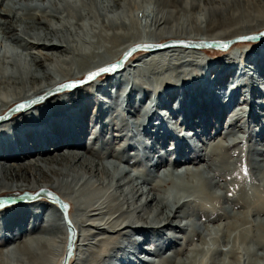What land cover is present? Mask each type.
<instances>
[{"label": "bare ground", "instance_id": "bare-ground-1", "mask_svg": "<svg viewBox=\"0 0 264 264\" xmlns=\"http://www.w3.org/2000/svg\"><path fill=\"white\" fill-rule=\"evenodd\" d=\"M39 1L0 0L1 33L24 53L11 47L0 56V199L37 197L0 208V236L7 237L0 241V264H60L72 230L70 264H127L118 256L136 262L144 257L136 258L132 245L147 242L157 252L156 258L143 259L149 264H262L264 154L261 160L255 154L263 148L244 146L245 138L234 135V128H243L242 112L248 109L230 115L222 110L221 128L208 143L192 146L187 154L184 146H173L165 161L164 154L151 155L158 148L143 136H152L149 128L162 129L169 121L162 109L174 118L182 114L179 123L184 127L198 124V116L199 127L208 124L207 115L218 117L220 101L236 80L239 87L230 102L244 97L251 107L249 116L264 129L256 112L264 108L257 99L264 96V39L239 41L226 51L148 49L169 40L220 44L264 31V0H155L151 32L139 28V14L130 15L125 0H113L112 5L97 0ZM136 7L145 14L143 7ZM106 12L117 13L114 17ZM134 46L144 49L124 67L78 84L117 64ZM208 52L223 59L214 64L204 58ZM23 56L35 68L24 64ZM252 68L258 70L256 76ZM67 83L75 86L47 96ZM37 97L42 100L13 112ZM127 115L136 117L130 122ZM227 119L229 127L223 130ZM248 131L260 136L250 126ZM178 137L187 142L185 136ZM162 162L172 169L158 174L155 168ZM183 174L195 180L181 183ZM225 202L237 208L232 216ZM59 203L68 205L65 217ZM225 216L231 220L230 230L219 236L195 221ZM173 229H182L184 235H174ZM13 232L19 234L14 237ZM143 232L149 236L132 235ZM165 241L179 247L162 253ZM222 245L231 260L218 257ZM115 251H120L116 257Z\"/></svg>", "mask_w": 264, "mask_h": 264}, {"label": "rangeland", "instance_id": "rangeland-1", "mask_svg": "<svg viewBox=\"0 0 264 264\" xmlns=\"http://www.w3.org/2000/svg\"><path fill=\"white\" fill-rule=\"evenodd\" d=\"M98 2H99V5H104V3L103 2H105V4L106 5H112L113 4V0H97ZM128 1V2H127ZM125 0V2L123 1V5L125 6V10L127 11V12H129V14L131 15L132 13L133 14H135V15H138L139 14V22H138V26H139V28L141 29V30H143L144 32L145 31H148V32H151V31H154V29H155V25H154V23H153V18L157 15L156 14V10H157V7H158V4L155 2V0ZM34 2L36 3H38V2H40L39 0H34ZM77 2H79V1H77ZM134 5V6H133ZM136 6H141V7H143V9L145 10V14L140 10L141 8H139V9H137V7ZM121 11V10H120ZM119 11V12H120ZM109 16H114L115 17V15H116V13L115 12H106ZM145 16H144V15ZM156 14V15H155ZM201 18H202V16L200 15V14H198ZM49 19H51V18H49ZM127 19V23H130L129 22V18H126ZM155 19V18H154ZM52 22L51 23H53L54 25H56V21L53 19V20H51ZM86 23V22H85ZM4 38H6V37H3V35H2V33H1V30H0V41L3 39V47L2 48H0V56H2L3 55V53L5 52V50H11L12 48L11 47H16L15 49L17 50V52L18 53H21V54H24L23 52H21V49L19 48V46H18V44H16L15 42H13V41H11V40H7V38L4 40ZM247 42V41H246ZM249 42H251V41H249ZM238 43V42H237ZM240 43V42H239ZM243 43V42H242ZM252 43V42H251ZM19 48V49H18ZM243 49H245V48H243ZM213 51H219V50H217V49H212ZM237 52V51H236ZM238 54V53H237ZM204 58L205 59H207L208 61H210V62H214V64L215 63H217V61L219 60L218 58H220V59H223V57H221V56H218L217 54H215V52H213V53H211V52H208V54L207 55H205L204 56ZM130 60V59H129ZM24 64H26V65H28V64H31V66L33 67V68H35V65L32 63V62H28V60L27 59H25L24 58V56H23V58H22V60H21ZM238 64H239V67H242V63L241 62H239L238 61ZM248 64V63H247ZM11 67L10 66H7V69H10ZM250 69V68H249ZM250 72H251V74H254L255 76L257 75V73H258V70L257 69H255V68H252L251 70H250ZM154 81V80H153ZM245 91H247V88L245 89ZM250 92H251V90L250 91H247V92H245V95H246V97L248 98V99H250V98H252L251 97V94H250ZM122 93V92H121ZM155 93H152L151 94V97L152 98H156L155 97ZM233 95H234V93H233ZM254 96H255V94H253ZM256 97V96H255ZM164 100V102H166V96L164 97H162ZM234 99V98H233ZM243 99V100H242ZM258 100H259V102H260V100H261V104L264 106V96L263 97H261L260 98V96H258V98H257ZM251 100V99H250ZM162 101V102H163ZM231 102L232 103H230V105H221V106H223V107H221V108H223V109H220V107H218L217 108V110H218V112H217V114H218V117L216 116L215 118H213L212 119V117L210 116V115H207L208 116V118L210 119V121L208 122V124L207 123H205V124H203V125H201V127H199V124H200V116H198L197 117V119H195V121H198L199 123L198 124H195V125H192V127L190 126V127H184V126H181L180 125V123H179V121H183L182 120V114H181V116L180 117H177V118H174L173 116H169V114L168 113H171L170 111H167V110H163L162 109V111H160L161 113H163L164 114V112L166 113L167 112V116L166 117H164L165 119H167V123L164 125V127L162 128V129H159V127L157 126V127H155L154 129L153 128H149V130L150 131H152L153 133H152V136H149L148 138H147V136H143V137H145L144 138V140L146 141V142H148V140H150L148 143H150V144H152L153 146H156L158 149V152H151V155H155V158H158V154L159 153H161V154H164V161H165V158L167 159V158H170V155H169V151L167 152V150H169V148H171V147H173V146H177V148H179L180 149V147L182 146H184L183 148H182V151L184 152V153H188V151L190 150V148L192 147V146H196V144L198 145V146H202L203 144H205V143H208L210 140H211V138L213 137V136H215L216 135V133H217V129L220 127V121H221V116H222V113H223V111L224 110H226L227 112H228V114L230 115V114H232V113H234V112H240V111H242V110H245V108L244 107H246L248 110H245L246 112H242V115H243V119H242V123L241 124H243L242 126H243V128L242 129H239V128H234V135L235 136H237V137H239V138H242L243 139V137L245 138V141L243 142V144L242 145H244V146H247V147H249L251 144H255L256 145V148L258 147V148H263V150L262 151H260V152H258V154L256 153L255 155H256V158H258V160H261V158L263 157L262 156V154H264V129H261V125H258L257 123H258V121H256L255 120V118L254 117H252V116H249V113H248V111H249V109L251 108L249 105H246L245 103H244V97H239V96H237L236 98H235V100H234V102H233V100H231ZM239 104V105H238ZM174 106H176V104L174 105ZM237 106V107H236ZM243 107V108H242ZM242 108V109H241ZM264 108H257L256 110V112H257V114H260V120H262L263 122H264V110H263ZM178 110V109H177ZM223 110V111H222ZM182 113V112H181ZM6 114H8V112L6 113ZM5 114V115H6ZM247 115H248V118H247ZM136 116L134 115H130V117H129V115H127V118H128V121H130V122H132V121H134V118H135ZM193 120H194V118H192ZM1 120V119H0ZM248 122H247V121ZM259 120V119H258ZM157 120H155L154 121V124L156 123V124H159L160 123V121H157ZM217 121H219V122H217ZM210 122H212V124L210 123ZM216 122V123H215ZM246 122V123H245ZM260 123H262L261 121H259ZM229 121H228V119L225 121V126L223 125V130H227L228 129V127H229ZM214 124V125H213ZM247 124V125H246ZM213 125V126H212ZM162 126H163V124H162ZM249 126L253 129H255L258 133L257 134H260V136H255V135H249L248 133H249ZM173 127V128H172ZM166 128H168V129H166ZM178 128V129H177ZM202 128H204V129H202ZM221 128V127H220ZM173 129V130H172ZM177 129V130H176ZM181 131H180V130ZM192 129H193V131H192ZM184 130V131H183ZM168 131H171V132H168ZM178 131H180V132H178ZM135 132H139V134H140V131H138V130H136ZM160 132V133H159ZM189 132V133H188ZM199 132V133H198ZM208 133V134H207ZM183 135V136H185L186 137V139H187V142L186 143H183L182 142V140H181V138H179L178 137V135ZM187 134H189V135H187ZM203 134V135H202ZM141 135V134H140ZM145 135V134H144ZM191 135V136H190ZM245 135V136H244ZM249 135V136H248ZM193 136V137H192ZM192 137V138H191ZM196 137V138H195ZM247 137V138H246ZM178 139V140H177ZM191 139V140H190ZM171 141V142H170ZM161 143V144H160ZM164 143H166V145H167V147H168V149H166L167 147H164L163 148V144ZM194 143V144H193ZM191 144V145H190ZM185 145H186V147H185ZM197 146V147H198ZM199 148V147H198ZM149 153V152H148ZM262 153V154H261ZM150 154V153H149ZM153 155V156H154ZM178 155L180 156V157H182V158H184V156L181 154V153H178ZM182 155V156H181ZM163 163V162H162ZM124 165V164H123ZM258 165H260L259 163H258ZM261 166V165H260ZM132 168V167H131ZM167 168H171V167H169V165H167L166 163H163V166H161V167H159V168H155L156 169V171L158 172V174H159V172H160V174H162L163 173V171H168V169ZM161 171H160V170ZM172 169V168H171ZM175 169L176 168H174V171H175ZM177 171H178V169H176ZM179 171H182V169H180ZM157 172H154V170H153V173L155 174V173H157ZM186 175L187 174H183L182 176L181 175H179V177H180V180H179V182H181V183H184L185 181H187L188 179L189 180H191V179H193V180H195V178H192V177H190V176H187L186 177ZM183 177V178H182ZM182 178V179H181ZM145 187V186H144ZM19 194H23L22 192L21 193H19ZM21 196V195H20ZM10 197H13V196H10ZM14 197H18V196H14ZM224 205L228 208V211H227V213L230 215V216H232L233 214H235L236 212H237V208L235 207V206H233V204H231V203H229V202H225L224 203ZM69 209V208H68ZM260 217L261 218H264V215H260ZM184 220V218L181 220V221H183ZM186 220V219H185ZM181 221H180V223H181ZM196 222H198L200 225H201V227L203 228H208V230H206V232H210L211 233V235H213V236H219V235H222L224 232H227L228 230H230V227H229V224L231 223L230 221V218H227L226 216L223 218V217H221V218H219V219H215V220H206V219H204V218H202V217H199V218H196V220H195ZM209 221V222H208ZM184 222V221H183ZM182 222V223H183ZM208 222V223H207ZM181 223V224H182ZM187 227H188V224L186 225ZM189 228V227H188ZM214 228V229H213ZM188 230V229H187ZM209 230H211V231H209ZM171 232V230L170 229H167V230H165L164 231V233H166V234H168V233H170ZM174 232V233H173ZM215 232V233H214ZM172 233L174 234V235H179V237L181 238V236H183L184 235V231L182 230V229H176V230H172ZM134 234V235H133ZM144 236H149L148 234V232H146V233H132V235H133V237L135 238H138V239H143V235ZM147 234V235H146ZM132 235H131V237H132ZM209 239V238H208ZM182 240H180V242H181ZM197 241V240H196ZM196 241H194V244L193 245H199V246H201V243L200 242H196ZM127 242H129V241H126L125 242V247H126V249H129L130 248V246L131 245H129V243L128 244H126ZM141 243H143V242H141ZM131 244V243H130ZM133 244V243H132ZM138 244V243H137ZM137 244H133L131 247L133 248V252L131 251V253H133L134 255H135V257L137 258H141V257H144L143 259L145 260V258H156L157 256V252L154 250V249H152V245H150L148 242L147 243H143V245L142 244H138V245H140V246H138ZM178 245V244H177ZM177 245H174V246H169V242H167V241H165L164 242V247H162V253H165V252H167V253H170V252H172L175 248H177V247H179V245L177 246ZM129 246V247H128ZM150 246V247H149ZM139 247V248H138ZM141 247L143 248L144 247V249H146L145 247H147V249H146V251H149V252H152V253H154V255H151V254H149L148 252H146L145 250H143V253H140L141 252ZM222 247V249H223V252H221L220 254H218V257H223V258H225L226 260H231V258L230 257H228V255L226 254V246H224V245H222L221 246ZM132 248H130V250H132ZM135 250V251H134ZM137 250H139V251H137ZM135 252H137V253H135ZM148 253V254H147ZM126 254V253H125ZM137 254V255H136ZM141 260V259H139V260H137L136 259V262H134V264H149V263H147V259H146V261H144V260ZM262 264H264V259H260L259 260ZM122 263V262H121Z\"/></svg>", "mask_w": 264, "mask_h": 264}, {"label": "water", "instance_id": "water-1", "mask_svg": "<svg viewBox=\"0 0 264 264\" xmlns=\"http://www.w3.org/2000/svg\"><path fill=\"white\" fill-rule=\"evenodd\" d=\"M262 39H264V31L254 33V34H250V35L239 36V37L227 40V41L220 43V44H218L217 42H214V41L169 40V41L160 43L158 45L150 44V45H148L149 46L148 49L150 48L149 50H155L154 48H167V47H171V46H180V47H186V48H197V49L209 48V49H220V50L226 51L230 48V46L232 44L237 43L239 41H258V40H262ZM151 48H153V49H151ZM142 49H144L143 46L130 47L124 53L122 59L117 64L105 67L103 69H108L107 70L108 72H114V71L121 69L122 67H124L125 63L131 58V56L135 52L142 50ZM104 72H106V71H104ZM88 76L82 82H80L78 84H85V83L91 81L92 79L89 80ZM72 83H67V84H64L62 86H59V87L51 90L50 92L47 93V96H49L55 92H59V91L65 90V89L73 88L75 85H73ZM41 100H42L41 97H37V98L33 99L31 104H29L27 106L26 105H21V106L19 105L18 107H14L13 112L16 110L29 108L30 106H32L35 103L40 102ZM36 198L37 197L30 196V195H24L21 197H14L13 196V197L1 198L0 199V202H1L0 208L7 205V204H11L13 202H19V201H25V200L26 201H32ZM59 206H60L59 208L61 209V211L65 217V214H67V211H68V205L64 204V203H59ZM74 247H75V232H74V230H72V234H71L69 243L66 247L65 255H64L63 259L61 260L60 264H70V259L74 253Z\"/></svg>", "mask_w": 264, "mask_h": 264}, {"label": "snow or ice", "instance_id": "snow-or-ice-1", "mask_svg": "<svg viewBox=\"0 0 264 264\" xmlns=\"http://www.w3.org/2000/svg\"><path fill=\"white\" fill-rule=\"evenodd\" d=\"M108 69H99V72H94V73H91L89 74L88 76V79L91 80L93 78H95L100 72H104V71H107ZM245 172H246V168H245Z\"/></svg>", "mask_w": 264, "mask_h": 264}]
</instances>
